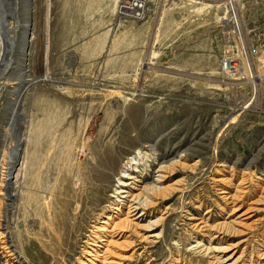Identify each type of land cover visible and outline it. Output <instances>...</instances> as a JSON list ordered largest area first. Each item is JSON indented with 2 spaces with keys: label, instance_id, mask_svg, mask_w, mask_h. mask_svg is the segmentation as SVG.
<instances>
[{
  "label": "rangeland",
  "instance_id": "rangeland-1",
  "mask_svg": "<svg viewBox=\"0 0 264 264\" xmlns=\"http://www.w3.org/2000/svg\"><path fill=\"white\" fill-rule=\"evenodd\" d=\"M30 8L31 41L26 49L19 27L15 67L0 74V264H113L97 255L106 241L95 233L120 199L128 161L146 185L167 166L161 186L171 193L140 222L149 229L157 220L151 231H113L114 264H215L224 255L203 246L259 264L264 114L250 82L224 83L218 69L233 40L264 60V0H31ZM15 111L22 145L9 174ZM227 191L242 196L235 215ZM244 210L245 225L231 223ZM139 233L158 236L145 242Z\"/></svg>",
  "mask_w": 264,
  "mask_h": 264
},
{
  "label": "bare ground",
  "instance_id": "bare-ground-1",
  "mask_svg": "<svg viewBox=\"0 0 264 264\" xmlns=\"http://www.w3.org/2000/svg\"><path fill=\"white\" fill-rule=\"evenodd\" d=\"M30 1L31 0H29V2ZM229 1L231 2V0H229ZM4 2H5L7 7H2V5L0 6V71H2V72H0V74H3L4 72L15 67L14 66L16 64L15 59H14V55L16 53L15 52L16 51L15 35H17V33H18L19 27H21V29L26 30L28 27V23L30 25V20L28 22L27 19L21 20L19 18V11H20V15H21V10L19 9L20 0H4ZM30 16L32 18V12H31ZM232 18L234 19V22H237L236 16L234 13L232 14ZM10 19L15 20L16 23H18L20 26L19 25L16 26L15 29L10 28V25H9ZM20 20L23 22L25 21V23L22 24ZM28 41H31V37L29 38ZM24 52H25L24 56H27L28 52L26 49L24 50ZM16 113L17 112L15 111L14 116L16 115ZM21 141L22 140H18L17 146H19V143ZM10 157H11L12 162H10L8 170L10 172L9 174H13L12 167H13L14 163L15 162L18 163L19 160H18V158L13 157L12 155ZM132 162L128 161L123 166V168L121 169V173L119 174V178H118V184H119L118 190L119 191L117 192L118 198H120V199L116 200L115 202L114 201L110 202L111 204H110L109 208H107L104 211V213L102 214L103 220L100 221V225L98 226L97 232L95 233L96 234L95 238L98 239V241H101V242L106 241L105 245L103 246V248H104L103 253L97 254V253H99L98 252L99 250H96L95 248L93 249L92 247L90 248V250H86V254L88 256L92 257L93 255H96V254L100 255L103 258V260L107 261L105 263H113L114 264L117 262L114 260H110V258L108 257V255H109L108 247L110 245L109 236L111 234H113V231L118 230L119 228H124V229L133 228L135 230L136 229H142V230L148 231V232L151 231L149 229H151L152 227L155 228L158 226L157 220L149 222V224H150L149 229L142 228L143 225H141L140 222L144 221L146 219L147 216L145 215V213L153 207L152 204L155 202V200L160 199L159 196L163 195L165 199H169L168 196H170V193H171V192H169V194H168L166 191L167 190L166 187L161 186L172 175L170 170H168L167 166H160L155 172L156 173V175H155L156 179L154 180V183L152 185H146V184H144L146 179H143V177L138 178V176L136 175L138 170L135 169V167H134L135 164ZM9 180L10 181H9L7 186H9L8 193H9V197H11V195H12V193H11V190H12L11 181L12 180L11 179H9ZM136 184L140 185V188L133 187V185H136ZM175 188H177V187H175ZM176 190L179 192H182L183 191L182 186L179 185V187ZM168 191H171V190H168ZM237 193L230 194V191H227L225 196L223 194V196L226 197L225 199L228 201V203L231 206L232 215H235L237 212H239L243 208L241 200H240V198L242 196L237 194ZM165 195L167 197H165ZM110 199L112 200V198H110ZM226 200H225V202H226ZM258 201H260V200H258ZM256 207L258 208V206H256ZM249 208H251V206ZM247 212H246V210L241 212L242 214L239 215V217H238V218H240L239 221L233 219L231 223H235L237 226L245 225V222L243 220H245L247 218L246 217ZM227 214H229V213H227ZM231 223H230V225H231ZM197 227L199 229H205L206 224L204 221H201L200 223H197ZM227 227H228L227 225L223 224L221 226V230L224 228H227ZM123 231H126V230H120L119 234H122V236H125L126 232H123ZM216 234H221V232H216ZM139 235H140L139 237L141 238V240L145 241V242L146 241L149 242V241H151V238L158 236V234H150L148 236H145V234H140V233H139ZM218 237L219 236L217 235L216 238H218ZM92 245L96 246L97 244L93 243ZM100 247H102V246H100ZM106 247H107V249H105ZM202 249L204 251H206L208 254H212V252H219V253L221 252L224 254L222 256H221V254H220V256L216 255V254L212 256L215 264H240V255L236 256L237 251H234L233 253L226 254V252L229 251L227 246L226 247H219V249H214L211 247H205L204 248V246H203ZM94 251H95V253L96 252L97 253L96 254L93 253ZM91 257H88L87 261H92ZM258 263L264 264V251L261 252V254L259 255ZM84 264H87L86 261L84 262ZM92 264H95V262H93Z\"/></svg>",
  "mask_w": 264,
  "mask_h": 264
},
{
  "label": "built area",
  "instance_id": "built-area-1",
  "mask_svg": "<svg viewBox=\"0 0 264 264\" xmlns=\"http://www.w3.org/2000/svg\"><path fill=\"white\" fill-rule=\"evenodd\" d=\"M226 12L231 18L228 9ZM240 42V40H233L225 45L219 63V74L224 83L250 82L251 91H257L259 96L256 109L259 113L264 114V60H260V57L249 58L247 51L242 52V43ZM252 100H249L244 108L250 107Z\"/></svg>",
  "mask_w": 264,
  "mask_h": 264
},
{
  "label": "water",
  "instance_id": "water-1",
  "mask_svg": "<svg viewBox=\"0 0 264 264\" xmlns=\"http://www.w3.org/2000/svg\"><path fill=\"white\" fill-rule=\"evenodd\" d=\"M0 2H1L0 3V6L2 5V7H7L6 4H5V2H4V0H0ZM19 8L21 10L20 18L22 20L27 19L28 22H29V20H31V16H30V14H31V12H30L31 11V8H30V2H29V0H22V1L20 0V6H19ZM29 28H30V25L28 23L27 29L25 31H22V33H21V36H22V38L24 39V42H25V48L26 49H27V46H28L27 43H29L28 40L30 38V36H29L30 29ZM23 59H26L25 56L23 57ZM21 82L22 83H25V80L24 79H21ZM22 83H21V85H22ZM18 118H19V113H16V115L14 116V123L12 125V134L14 136L15 145H14L13 149L11 150V155L13 157H15V158H18L19 157L20 147L22 145V141H21L19 143V146H17L18 145V141L17 140H18V136H19V125L17 123ZM16 164L17 163L15 162L14 165H13V167H12V171H14V168H15Z\"/></svg>",
  "mask_w": 264,
  "mask_h": 264
}]
</instances>
